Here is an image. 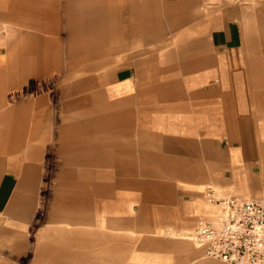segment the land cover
<instances>
[{"label": "crops", "instance_id": "crops-1", "mask_svg": "<svg viewBox=\"0 0 264 264\" xmlns=\"http://www.w3.org/2000/svg\"><path fill=\"white\" fill-rule=\"evenodd\" d=\"M47 1L6 3L8 11L0 14V18L13 23L20 21L25 27L40 24L34 28L36 35L28 37L23 31L19 42L0 46L2 97L8 89L20 87L31 76L42 80L55 76V71L61 73L65 68L62 61L71 59L75 64L82 59L75 46L68 51V58L57 45L45 56V37L39 31L53 29L43 30L41 16L52 17L55 13L57 17L60 11H44ZM82 1H88L94 20L103 18L99 24L107 27L108 23H114V29L108 25L101 37L95 34L89 38L83 59H90V71L98 75L91 85L94 90L106 91L109 103L105 112L111 123L117 122L114 116L122 111L116 102L124 103V112L132 122L128 132L109 133L111 139L116 136L117 142L111 141V152L106 155L99 148L104 135L94 134L95 150H99L96 166L98 171H104L105 165L110 164L114 194L107 195L101 189L94 198H80L82 211L98 203L101 221L107 219L108 211L121 212L132 219L128 217L115 232H110L108 225L94 231L75 226L77 220L88 221L85 213H68V218H61L60 223L65 225L67 221L69 226H59L44 235L43 242L38 243L35 261L29 264H223L207 258L188 239L162 237L155 232L193 230L202 217L218 216L220 207L209 200V191L217 199L262 198L264 38L258 39L256 33L261 36L264 25L259 32L252 26L251 36L245 35L243 26L231 22L204 28L203 23H197L201 19L192 17L186 0ZM48 3L53 6L58 2ZM76 3V0H66L63 6L67 9L61 10L67 12L69 33L73 37L79 25ZM177 22L179 25L175 26ZM128 27L155 33L138 39L143 41L144 48L130 49L124 31ZM113 30L116 34H112ZM54 37L56 34L49 35ZM46 61L53 62L51 75H45ZM28 72L32 75L20 78ZM68 91L64 92L70 109L72 100L67 101ZM38 99L34 96L29 102L36 103ZM4 104L2 98L0 109L8 107ZM41 109H34L36 125L42 121V126L47 127L50 111ZM3 111L0 115V210L10 208L8 196L21 183L19 171L8 168L9 157L3 141L6 129L13 128L15 137L16 128H21L20 106ZM75 121L81 122V119ZM123 137L127 138V146L122 144ZM96 182L100 188L107 185L100 177L91 186ZM81 214L84 216L77 217ZM5 224L0 226V264H16L13 234ZM141 233H145L144 238H137L135 234Z\"/></svg>", "mask_w": 264, "mask_h": 264}, {"label": "rangeland", "instance_id": "rangeland-1", "mask_svg": "<svg viewBox=\"0 0 264 264\" xmlns=\"http://www.w3.org/2000/svg\"><path fill=\"white\" fill-rule=\"evenodd\" d=\"M49 1H47L46 5L42 8L44 11L49 12L50 10L56 12V9H60V11L57 17L55 13L52 17L46 15V18L45 16L40 15L43 18V20H41L43 30L46 28L50 30L53 29L52 32H44L42 29L39 31V34L45 37V56L49 54L50 50L53 51L55 45H57V49H61L62 53L64 52L65 56L68 58L69 56L67 53L70 48L73 47L74 43L84 42L85 45L84 47L83 45H79L81 47L79 50H83V52L81 51L79 54L80 59L82 58L80 61H77L75 64L71 59H67L65 62L62 61V65L64 63L65 68L60 71L61 73L55 71L54 74L56 75H51L53 74L51 70V68H53V62L46 61L44 63V70L46 72L45 75H51V77L38 80L36 77L31 76L32 73L30 72L23 73V75H20V78H23L24 76L31 77L23 82L20 87L8 89V91L5 93V97L0 96V100L4 98V105L8 106L9 108L19 104L20 117L18 124L21 128H16L15 132H19V134L21 132L23 139L26 135H29L31 128L37 123L35 120L36 114L34 109L39 108L40 110L42 108L44 112V110L48 108V111H50L48 126L41 129L39 133L40 137H38L45 138L41 140L37 139V141L28 140V143L26 142L24 144L23 149L20 152L21 154L18 155L19 153L16 152L17 156L15 158V163L19 166L17 169H20L19 173L17 174L19 177H21V183L18 184V189L12 191L8 196L9 201H11L9 203L10 208L8 207L7 209L0 210V226H3V223H6V228L10 227V232L13 234L12 248L15 250L14 261L16 264H29L30 262L35 261L38 252V243L43 242L44 235H49L52 233V230L58 229L59 226H69L67 221L64 223L65 225L60 223L63 222L60 220L61 218H68L66 215L68 213L71 215L75 213L77 214L79 211L85 213L86 217L88 218V221H86L88 222V225H86V222L77 220L75 226L86 227L94 231L98 230L101 225H104V227L108 225L110 232H115L117 230V226H122L124 223H126L125 220L129 217L123 216V213L121 212L116 213L113 211V213H111L108 211L107 219L104 218V220L101 221L100 215L98 214V203L94 204V208L92 207L90 210L82 211V200L80 199L82 196H79V194L75 192L73 193L72 188V186L77 185L78 183H74L73 185L66 183L67 180H69L68 175L72 172H75L76 170H90L92 174L97 176V170H93L94 168H97V166L95 167V164H91V159L86 161L84 160L89 158L87 155L97 152L95 147L92 148L88 145L92 142L88 143L87 140L80 137L78 139L82 138L83 142H80L79 145L82 148H75L74 146H71V140H69L67 146L63 144V136L76 135L74 131H69V128L76 126V121L72 117L74 116L73 114L84 112L85 110L88 111V109L91 110L93 104L97 106L98 112H100L99 114L101 115L99 116L100 118L98 116H94L93 119L95 121L98 119L99 121L97 125L98 127L96 126V129L98 130L97 134L104 135L102 138L103 142L100 144L99 148H103L105 155L106 152H111V141L115 139L117 142L116 136L111 139V134L109 133L112 131L116 133L125 132L123 131L125 128L126 132H128L129 128L130 130L132 129V122L124 112V103L116 102L117 107L122 109V111H120V113L117 115L114 114L116 115L114 118L117 119V122L111 123L108 112H105V109H108L107 105L109 103L106 96V91L94 90V87H92L91 83L89 82V80H93V78H95V80L98 78L97 74H92L90 71V59H83V57L87 55L89 39L86 35H83L82 33L79 34V32L75 34V37H73L72 32L69 33L71 30L69 29L68 18L66 15L67 12L61 11L67 9L65 6H63L66 0H55L58 2L57 4H62L60 7H58L57 4L50 6L48 3ZM186 1L189 2V5L186 7L190 6V13L192 17L201 19L198 20L197 23H203L201 27L204 28L212 29L222 24L226 25L228 22H231L236 26H243L246 30L245 35L247 33V35H249V31L251 30L252 26H255L257 28L256 30L259 32V30L262 29L261 27L264 25V0H200V3L197 2L198 0ZM15 2L20 4L21 0H0V14L2 13V15H5V12L8 11L5 10L6 3L15 4ZM160 14H164V12L160 11ZM19 22L13 23L12 20L9 21L6 18H0V46H3L10 41L19 42L24 32L28 37H31L33 34H37L35 33L34 28H37V26L40 27L39 22L30 25L28 24L29 26L27 27L21 25ZM182 23L184 22H181V24ZM85 24L82 23L83 26ZM91 24L88 26H92ZM177 25H179V22H177L175 26ZM55 28H57V30L54 31ZM124 31L127 35V38H129L130 49H133L134 47L144 48L143 41L138 39L149 35L154 36L155 33H151L152 31H147L142 28L138 30L133 27H128V30L126 28ZM86 33H88V31H86L85 34ZM54 34H56V37L49 38V35L51 37ZM160 34H162V31L158 35ZM256 34L258 39L264 38V31L261 32V36L258 33ZM54 41H56V44L53 45L52 42ZM70 43H72V45H70ZM75 75L77 76L76 79H74V77H76ZM75 81L80 83L85 81L87 84H84L83 86L81 85L82 88L79 92H73L72 89H74L73 86ZM66 89L67 91L69 90L67 101L77 97L87 98V96H89L91 102L78 109H67L65 99L66 93L64 92ZM34 96L40 99H38L36 103L29 102ZM93 96L95 97L96 103H93ZM8 107L0 109V115L1 112L4 113L3 110H8ZM14 121L12 122V125ZM85 121L86 120L82 121V125L86 124ZM69 133L71 134L69 135ZM105 134L107 135L105 136ZM11 135L13 136V128H11ZM120 139H122V144L127 146V138L123 137ZM36 149L38 151H36ZM81 154H85L86 157L82 160L80 157L79 162H88L89 165L83 166L81 163H76L73 161V155L79 157ZM109 165L110 164L105 165L106 168L104 171H101V176L91 177L92 182H95L96 178L99 179L101 177L104 179V182H107V185L103 186V188H100L96 182L94 186L90 185L89 187H86L90 191L88 197H96V195L99 194V190L101 189L107 195L114 194L113 170ZM72 198H76L78 200L72 202ZM14 201L18 203L15 205ZM17 205L22 206L19 207ZM16 207L18 210L17 212H15ZM103 214L106 216L105 213ZM81 216L84 215H77V217ZM129 218L128 220L132 219ZM202 218L196 224V228ZM195 229L184 232L179 230H171L170 232H167V230L165 231V229H161L155 233L162 237L173 236L178 239H188L194 243L192 239H190V235ZM135 235L137 238L139 236L144 238L143 236L145 233ZM194 244L200 250L204 251V249L200 248L198 245H196V243ZM209 259L227 264L221 260H216L213 258Z\"/></svg>", "mask_w": 264, "mask_h": 264}, {"label": "built area", "instance_id": "built-area-1", "mask_svg": "<svg viewBox=\"0 0 264 264\" xmlns=\"http://www.w3.org/2000/svg\"><path fill=\"white\" fill-rule=\"evenodd\" d=\"M218 216L203 219L190 239L204 249L207 257L227 264H264V191L261 199L218 198Z\"/></svg>", "mask_w": 264, "mask_h": 264}, {"label": "bare ground", "instance_id": "bare-ground-1", "mask_svg": "<svg viewBox=\"0 0 264 264\" xmlns=\"http://www.w3.org/2000/svg\"><path fill=\"white\" fill-rule=\"evenodd\" d=\"M76 2H77L76 4L79 5L78 6V21H79L78 24L79 25L75 27L74 34H76L78 32H79V34L82 33L83 35H86L88 39L91 38V36H95V34L98 35L99 37H101L102 35H104V33H105L104 32V29H105L106 26H105V24H102V23L99 24V22H101V20H103V18L102 17H99V18H96V20L93 19V17L91 16V12L88 10L89 9V7H88V1L87 2H83L82 0H76ZM82 5H84V6H82ZM82 23H84V24L86 23V24L83 26ZM90 24L92 26H88ZM108 25H110V26L113 25L112 27L114 29V23L111 22V23H108ZM108 25H107V27H109ZM86 31H88V33L85 34ZM100 31H101V35H100ZM112 34H116V30L115 31L113 30L112 31ZM71 45H72V43H71ZM77 45H78V47H77ZM79 45H83V47H84L85 44H84V42H80V43L78 42V43H75V45H73V46L77 47V49L79 50V48H81ZM77 49L75 51H78ZM72 50H74V49L72 48ZM81 51L83 52V50H81ZM81 51L79 50V52H81ZM84 51H85V49H84ZM76 78H77V76L74 77V79H76ZM89 82L92 84V80H89ZM75 84L73 86L74 89H72V91L73 92H79L80 89L82 88V86L84 84L86 85L87 83L85 81H82V83H80L78 81H75ZM71 100L72 101L69 102L70 103L69 104L70 108H75L77 106H79V107L80 106H85V105H87V103H90L91 102L90 99H89V96H87V98H85V97H77V98H73ZM92 100H93V103H96L94 96H93ZM99 113L100 112H98L97 106H94V107L91 108V110L90 109H88V111L85 110L84 112L78 113V115H77V113L76 114H73L74 116H72V117L74 119L80 118L81 119V122L80 121L79 122L76 121V126H72V128H69V131L70 132L74 131L76 133V135L63 136L62 137L63 138V144L65 146H67L69 140H71V143H70L71 146H74L75 148H82L79 145V143L80 142H83L82 141V138H84L85 140L88 141V143L89 142H92V143H89L88 145L90 147L94 148L95 147V143L94 142L96 140L94 134H97V131L98 130L96 128L98 127L97 125H98L99 121H98V119L95 121L93 118H94V116H98L99 117L101 115ZM11 117H12V115L10 114V120H11ZM40 118L43 120V115L42 114L40 115ZM83 119L86 120L85 121L86 122L85 125H82L83 124L82 123ZM41 123H42V121L39 124H37V125L35 124V126L33 125V127L31 128V131H30L29 135L28 136L26 135L24 139H23V137L21 135V132H20V134H19V132H17V133L15 132V137H14V136L11 135V130L9 131V130L6 129L5 135H4V137H5L6 140H3V141H5V144H6L5 145V153L9 157V162H8V164H9L8 165V168L9 169H11V170H13L15 172L20 170V169L19 170L17 169V167H19V166L16 165L15 158L17 156V153H19L18 155L21 154L20 152L22 151L24 144L28 140L37 141V139L41 140V139H44L45 138V137L38 138V137H40L39 136V133H40L41 129L43 127H45V126H42ZM125 129H123V131L126 132ZM111 133H113V131ZM70 134L71 133H69V135ZM80 137H82V138L81 139H78ZM1 142H2V140H0V144H1ZM32 147H33V145H32ZM36 151H38V150L36 149ZM94 153H96V152H93L92 154L87 155V156H89V158H86V159H84L86 157L85 154H81V156H79V157H77L76 155H73L72 158H74L73 161L76 162V163H78L80 161V157H81V160L84 159L85 161L91 159V161H92L91 164H95V167H96V165H97V159H96V154H94ZM13 154H16V155H13ZM33 155H34V153H33ZM79 163H81L83 166L84 165H89L88 162H79ZM93 170H97V175L101 173L100 170L98 171V168H94ZM94 176L95 175L92 174L90 170L89 171L86 170V169H82V170H79V171L76 170L75 172H72L71 174L68 175V179L69 180H67L66 183H70L72 185L74 183H78L77 185L72 186L73 193L75 192V193L79 194V196H82L83 198H85L86 196H88V194L90 193V191L86 187H84V186H90L91 183H92L91 177H94ZM95 177H97V176H95ZM72 199H73L72 202H74L75 200L76 201L78 200L76 198H72ZM17 203L18 202L14 201V204L15 205Z\"/></svg>", "mask_w": 264, "mask_h": 264}]
</instances>
